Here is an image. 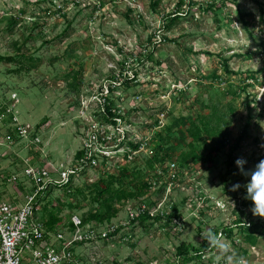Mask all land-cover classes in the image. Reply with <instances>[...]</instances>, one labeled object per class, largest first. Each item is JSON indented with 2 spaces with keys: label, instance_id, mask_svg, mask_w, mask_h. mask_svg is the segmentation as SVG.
I'll return each instance as SVG.
<instances>
[{
  "label": "rangeland",
  "instance_id": "374dc122",
  "mask_svg": "<svg viewBox=\"0 0 264 264\" xmlns=\"http://www.w3.org/2000/svg\"><path fill=\"white\" fill-rule=\"evenodd\" d=\"M209 3L222 8L211 12L200 8ZM261 7L264 0H162L157 7L151 0H0V55L42 60L39 68L19 73L14 72L19 65L0 62V115L12 110L17 125L31 132L28 137L8 139L14 125L9 123L11 115L2 117L0 203H25L26 194L34 188L25 174L28 166L47 167L51 177L59 180L60 171L76 163V153L97 133L114 140L91 144L100 160L73 180L84 195L70 196L52 187L51 195L37 206V220L45 222L46 211L55 204L64 219L59 228L64 229L72 215L82 218L95 209L89 190L106 172L118 175L126 167L130 173L143 171L150 179L156 167L174 162L177 177L166 175L143 196L118 205L120 212L110 223L119 227L116 233L75 247V258L82 264H177L176 248L181 243L200 249L214 245L215 240L217 248L189 264H264V236L254 247L240 241V249L247 251L243 257L221 235L235 218L248 180L235 161L244 158V170L249 171L264 159ZM178 10L183 16L170 29L163 28L162 18ZM223 59L229 60L235 74L225 72ZM121 72L123 79L129 78L128 85L119 81L113 84L114 92L108 93L112 75L118 78ZM251 72L259 80L245 92L244 82ZM101 93L111 97L115 110L124 116L118 129L97 115L102 110ZM214 111L222 116L220 124L227 128L230 144L250 122L247 138L233 154L228 144L216 149L207 163L181 164L177 157L191 153L187 128ZM37 135L39 143L34 142ZM210 136L205 133L204 141L196 144L199 152H209L205 141ZM124 139L144 144L132 153L126 144L122 146ZM161 139L173 160L152 168ZM127 153L131 158L125 157ZM103 154L109 157L107 163L101 160ZM133 183L131 177L124 186ZM162 184L166 185L163 195L159 192ZM236 184L240 188L233 191ZM140 203L162 207L167 213L177 206L181 226L152 219L133 223L130 211ZM77 204L82 208H74ZM238 214L250 222L264 220L254 217L250 209ZM89 225L100 236L109 229L108 223ZM236 237L241 239L239 231Z\"/></svg>",
  "mask_w": 264,
  "mask_h": 264
},
{
  "label": "trees",
  "instance_id": "16d2710c",
  "mask_svg": "<svg viewBox=\"0 0 264 264\" xmlns=\"http://www.w3.org/2000/svg\"><path fill=\"white\" fill-rule=\"evenodd\" d=\"M154 7H157L162 0H151ZM222 6H226V3L223 2ZM219 4L216 3H209L205 6L201 5L200 8L203 11L211 12L216 11L222 8ZM261 16L264 22V9L263 7L260 8ZM183 16L182 11H176L172 14L167 15L166 17H163V28L170 29L181 17ZM245 15L241 14V19L243 22L247 23L245 21ZM264 46V42L263 45ZM151 57V53L149 54L148 58ZM17 58L13 56H1L0 55V62H7V63H15L16 65H19L18 69H16L14 72H22L26 71L29 72L32 69H37L40 67L42 60L35 59L33 57H22ZM223 68L227 74H235L229 69V60L223 59L222 60ZM122 67H125V63L121 64ZM123 73L121 72L118 78L114 77L112 75L110 81L117 83L119 81L125 82V84L128 85L129 78L125 77V79L122 78ZM135 75V74H134ZM136 77V76H134ZM216 77V76H214ZM219 79V77H216ZM77 85L81 84V81L78 80V75L74 78ZM251 80V83L248 82ZM259 77L256 73L251 72L248 75L247 80L244 82L245 85L243 86V90L247 92V88L249 86H253L255 82H258ZM248 82V83H246ZM115 87L111 84L109 85V92H114ZM103 98V97H102ZM104 101L102 103V107L97 114L99 117L102 118L103 122L110 123L113 126L118 125V120L123 121L124 116L122 113L118 110H115L114 108V101L111 97H104ZM7 118L5 119V122H7ZM222 116L218 115L216 111L211 116L195 119L194 122L191 123V126L187 128V132L189 136L191 137L192 141L189 142V146L191 147V153L183 154L179 157H177V160L180 161L181 164L184 165V163H188L190 161H201L204 163H207L212 160V154L217 149H223L228 144H230V139L228 137L227 128L221 126L222 122ZM159 123V121H158ZM157 123V124H158ZM250 122L246 124L243 131L241 132V135L236 139L235 143L230 144L229 148L231 151V154H233L235 151L239 149V146L241 142L247 138V132L250 127ZM41 125H37V128L39 129ZM170 130V128H168ZM207 133L210 136V138L205 141L209 147V152H199L197 145L200 142L204 141V134ZM12 134V133H11ZM218 135V138L215 142L214 136ZM15 137V136H14ZM122 146L127 145L130 152H137L141 147L143 146V141H133V140H126L121 142ZM217 145V146H216ZM86 155L85 150H80L76 153L75 159L79 160L83 158ZM129 153L125 155V157L129 158ZM99 161L100 159L97 158ZM103 163H107L109 161L108 156H103L101 158ZM173 160V154L172 151L166 146L165 139H161L160 143L156 146V152L155 155L152 158L151 167L155 168V164L158 163L160 165H163V163L167 161ZM262 160V159H260ZM91 166L90 161H88L85 164L84 170L89 169ZM95 168V167H93ZM81 171V173L83 172ZM131 177L134 178L135 183L131 185V187L124 186V183L128 181ZM163 177L158 176L157 174H154V176L150 179H146V176L143 174V171L137 170L135 173H130L129 169L122 168L119 171L118 175H110L109 173H104L102 177L98 179V181L94 184V188H90L89 190V198L91 200V203L95 205L92 209L89 210L88 213L84 214L82 216V221L84 224H89L90 222H96L99 224L104 223H112V220L116 218L120 212V209L118 205L122 204L123 202H127L129 200L137 199L140 196H143L145 193L150 191L154 186L158 185L160 182V179ZM119 186V187H116ZM166 185L162 184L159 187V192L161 195L165 193ZM55 187L57 189H64L65 192H67L68 195L71 196L70 193H76L81 194V190L74 186V182L71 181L67 184H61V185H55L50 186L47 190L44 191V195L39 196V201L37 205H40L41 201L45 200L51 195V188ZM74 189V192H73ZM72 194V195H73ZM84 195V193H82ZM246 195V190L244 189V195L242 199L238 200V204L236 205L235 209V218L231 225H227L222 229V233L229 238L231 243L239 248L240 255H243V257L247 256L246 249H240V241H243L250 246L254 247L258 244L259 238L264 236V220H257V221H247L245 220L241 214L243 209H251L252 204L251 201L246 200L244 197ZM74 208H82L80 204H77ZM173 211L167 215H165L166 225L172 224L174 218H180V215L178 213L177 206H172ZM59 212L56 210V205L54 204L52 206L51 211H46V218L47 220L44 223L45 229L48 232H53L59 228L63 224V218L58 214ZM151 217L148 214L141 215L137 220H139L142 224L145 223V221L149 220ZM164 217L162 216H156L153 218L154 221H162ZM136 220V219H135ZM133 223L135 221H132ZM71 226V224L69 225ZM239 231L241 234V239L236 237L237 232ZM239 246V247H238ZM217 248L218 245L216 243V240L214 241V245H209L206 247V245H203L202 248H196L194 246H189L185 243H181L176 248V256H177V264H189L193 262L195 259L200 260L202 257H204L208 252H210L213 248ZM226 253L228 254V250L226 249Z\"/></svg>",
  "mask_w": 264,
  "mask_h": 264
},
{
  "label": "built area",
  "instance_id": "2783aa9c",
  "mask_svg": "<svg viewBox=\"0 0 264 264\" xmlns=\"http://www.w3.org/2000/svg\"><path fill=\"white\" fill-rule=\"evenodd\" d=\"M113 84L116 83L111 82L112 86H114ZM106 90L110 93L109 87ZM101 94L103 98H100V103L102 101L105 102L103 93ZM6 114L11 115V122L9 123H13L14 125V129H12L13 134L9 133L8 139H12L16 135L18 137H28L31 133L30 129L23 125H17V117H15L13 111L10 109H5L4 115H0V124L2 120L4 122L2 117ZM120 123L122 121L118 120V125L114 127L118 129ZM34 139L35 143L40 142L38 135ZM109 139L114 140L113 137L108 138L104 135L100 136L97 133L92 134L88 139L90 144H85L83 149L86 151V155L76 160V163L71 167L62 169L59 180L51 177L52 170L47 167L35 169L28 166L26 168L25 174L31 180L34 188L32 192L26 194L25 203L21 205L11 202L0 203V264H26L27 261H32V264H82L79 259L75 258L74 249L76 246L94 242L99 238L108 237L118 231L119 227L109 224L108 231L103 236H100L96 228L89 224H84L80 216L72 215L69 222L71 226L68 225L64 229L59 228L53 232H48L45 229L44 223L35 218L39 196H43L44 191L50 186L67 184L73 181L74 177L84 170L85 164L88 161L91 163L90 168L96 167L99 153H95L91 144H96L97 146L107 144ZM2 145L4 143L0 138V146ZM98 150L101 151L99 148ZM103 156L108 155L103 154L101 157ZM129 158L131 157L129 156ZM155 174L161 177L168 175L170 179H176V163H169L167 167H156ZM145 214L151 217L150 220H153L156 216H162L164 217L163 220H165V215L169 213L162 207L151 208L146 203H140L130 211V221L138 222L137 218ZM172 224L181 226L180 218H174ZM123 226H126V224H123Z\"/></svg>",
  "mask_w": 264,
  "mask_h": 264
},
{
  "label": "clouds",
  "instance_id": "9594fccd",
  "mask_svg": "<svg viewBox=\"0 0 264 264\" xmlns=\"http://www.w3.org/2000/svg\"><path fill=\"white\" fill-rule=\"evenodd\" d=\"M246 163L247 161L242 157L235 161L236 167L240 170L241 174L248 177L247 183L243 186L246 190L244 198L251 201L252 207L250 211L253 216L264 219V159L260 160L249 171L244 170ZM239 188L240 185L236 184L233 185L232 190L236 191Z\"/></svg>",
  "mask_w": 264,
  "mask_h": 264
}]
</instances>
